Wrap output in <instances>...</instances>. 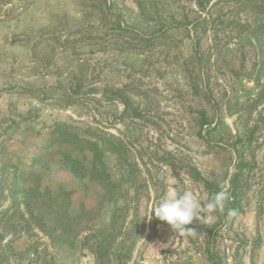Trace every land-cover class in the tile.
I'll use <instances>...</instances> for the list:
<instances>
[{
  "label": "rangeland",
  "instance_id": "rangeland-1",
  "mask_svg": "<svg viewBox=\"0 0 264 264\" xmlns=\"http://www.w3.org/2000/svg\"><path fill=\"white\" fill-rule=\"evenodd\" d=\"M232 181L194 235L147 220ZM209 251L264 264V0H0V264Z\"/></svg>",
  "mask_w": 264,
  "mask_h": 264
},
{
  "label": "clouds",
  "instance_id": "clouds-1",
  "mask_svg": "<svg viewBox=\"0 0 264 264\" xmlns=\"http://www.w3.org/2000/svg\"><path fill=\"white\" fill-rule=\"evenodd\" d=\"M228 196L227 190H221L216 192L206 204H203L190 190H185L183 193L171 192L154 205L152 212L149 214L151 218L147 220H151L154 217L163 221L177 235H194L196 229L186 226L192 224L194 219L199 222L204 220L205 211L208 214L223 213ZM234 214L235 212L233 211Z\"/></svg>",
  "mask_w": 264,
  "mask_h": 264
},
{
  "label": "trees",
  "instance_id": "trees-1",
  "mask_svg": "<svg viewBox=\"0 0 264 264\" xmlns=\"http://www.w3.org/2000/svg\"><path fill=\"white\" fill-rule=\"evenodd\" d=\"M236 191H237V185L235 186V181H232L230 189L228 190V193H229L228 200H231V201L230 202L228 201V204L225 205V209H224V212L222 214H226L228 207H232V208L235 207L234 203H235V199L237 197ZM208 253H209L210 259L212 260V263L218 264V262L216 260V256L213 254V252L209 251Z\"/></svg>",
  "mask_w": 264,
  "mask_h": 264
}]
</instances>
